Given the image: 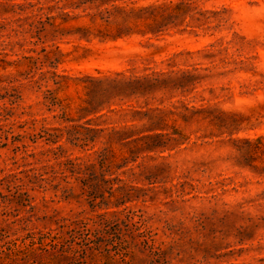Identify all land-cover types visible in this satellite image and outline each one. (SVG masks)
<instances>
[{
	"label": "rangeland",
	"instance_id": "rangeland-1",
	"mask_svg": "<svg viewBox=\"0 0 264 264\" xmlns=\"http://www.w3.org/2000/svg\"><path fill=\"white\" fill-rule=\"evenodd\" d=\"M57 1L0 0V264H264V0H116L109 24L62 22L85 13ZM153 71L162 82L145 95L88 103L105 87L95 78ZM138 109L164 115L156 131H180L178 143L43 132L120 127ZM106 146L118 205L60 172L44 188L29 180ZM79 220L97 231L70 235Z\"/></svg>",
	"mask_w": 264,
	"mask_h": 264
},
{
	"label": "trees",
	"instance_id": "trees-1",
	"mask_svg": "<svg viewBox=\"0 0 264 264\" xmlns=\"http://www.w3.org/2000/svg\"><path fill=\"white\" fill-rule=\"evenodd\" d=\"M64 4L61 6L62 9L69 7L80 9L85 14L82 15H75L70 16L69 12L62 11V22L67 21L68 18H80V17H87L91 24L96 23L99 19L103 22L109 24L111 17L113 16L114 12L123 11L122 7H118L114 5L116 0H58L57 2H63ZM108 5H111L108 6ZM128 14L129 12L126 11ZM55 16H46V19H55ZM90 26H79L77 29L83 30L88 36L90 33ZM95 81L99 85L105 83V87L101 86V91H94L93 96L88 100L89 104L98 100L97 98L106 97L111 98L115 95L114 92L117 94H124V95H131V94H141L145 95L149 93L153 88L158 86L162 82L159 78V74L155 71L151 73H147L144 75H134V76H126L122 73H116L115 77H104L102 78H95ZM51 92L48 91L47 97L50 98ZM108 112L110 113H120L124 112V116L127 111L131 110L120 108L114 109L110 106L107 107ZM155 109H151L150 111H154ZM102 109L99 108L95 112H100ZM133 114L129 117L128 120H125L124 123L120 127L112 126V127H95L91 126L90 122H86L85 125H69L65 126L62 129H59L60 133H51L47 130H43L44 135H46L47 139L50 138H57L58 136H65L66 141L70 142L71 144L80 143L81 145H85L89 141H93L98 133H105L106 143L110 144L112 142H125L124 145L129 144L130 142H135L137 145V150L139 151H150V150H157V149H164L170 147L172 144L178 143L179 138L174 134L181 135V132L178 130H173L172 132L163 133L161 131H156L157 128L164 127V115L154 116L148 110H133ZM105 113H100L97 117L104 116ZM146 119V122L142 123L141 129H137V125L135 120L141 121ZM213 120V119H212ZM146 132V133H143ZM109 151V146L104 147L102 150L96 152V156L93 160L87 159L85 161H77L78 158L75 159H66L63 162H58L59 167L61 170H54L51 167V177H45L48 173L44 170L41 173H35L29 179L31 183L38 185V187H46V184H51L59 175L56 174L60 172L62 175V179L65 180L67 177H73L76 181L81 183L82 193L86 192L88 197H91V200H95L96 198L100 197L101 200H105V204H110L109 201L112 198H115V201L112 202L114 205L120 204L123 200L124 194L120 192L122 189L119 187L113 186V180L110 175L111 172V162L109 160L107 152ZM46 167V166H45ZM68 172V173H65ZM65 173V174H64ZM68 182V181H66ZM60 182L55 184L54 188ZM71 190V188H66L64 192ZM103 191H107V199L104 196ZM115 191H119L120 196L115 197ZM109 200V201H108ZM103 216H99L98 221H93L92 225L101 224L103 223ZM72 224V223H71ZM74 225H68L67 232L70 235H88L91 230L93 229L89 226V221L79 220L78 222L73 223ZM88 237H85L87 239Z\"/></svg>",
	"mask_w": 264,
	"mask_h": 264
}]
</instances>
